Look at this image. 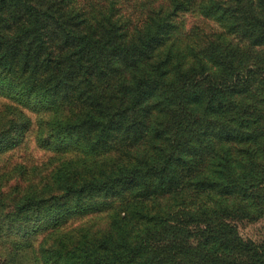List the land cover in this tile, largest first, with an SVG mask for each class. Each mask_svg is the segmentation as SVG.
<instances>
[{
    "label": "trees",
    "instance_id": "obj_1",
    "mask_svg": "<svg viewBox=\"0 0 264 264\" xmlns=\"http://www.w3.org/2000/svg\"><path fill=\"white\" fill-rule=\"evenodd\" d=\"M121 1L0 0V264H264V0Z\"/></svg>",
    "mask_w": 264,
    "mask_h": 264
},
{
    "label": "rangeland",
    "instance_id": "obj_2",
    "mask_svg": "<svg viewBox=\"0 0 264 264\" xmlns=\"http://www.w3.org/2000/svg\"><path fill=\"white\" fill-rule=\"evenodd\" d=\"M121 7H127V4H122ZM128 11V9H127ZM186 20L187 29L192 26L193 23H201V24H209L213 26V23L205 21L203 18H196L189 14H186L184 17ZM208 27V26H207ZM5 99L0 98V105L3 104ZM28 113L33 117L36 113L34 110H27ZM34 134V133H33ZM52 153L47 150L40 148L36 145L35 137L30 135L27 138V141L23 144L19 145L17 148L12 149L5 155L0 156V173L4 172L5 174L11 170L14 166L18 164L27 165L29 168L34 167L35 165H40L39 170L44 174L47 172L45 163L48 162V157ZM3 173V174H4ZM39 175V174H38ZM5 179H8L9 176L2 175ZM5 190H9L11 186L17 184L16 178H11L10 181H5ZM98 214L92 213L88 215H84L83 217H71L68 221L67 228H75L80 226L81 224L92 223L94 220L99 224V226L105 225V218L99 217ZM239 229L243 237L252 238L255 240H261L264 238V216L260 218L257 222H248L247 220L239 223ZM41 236V235H40ZM39 237H37V240ZM37 243V242H35Z\"/></svg>",
    "mask_w": 264,
    "mask_h": 264
}]
</instances>
